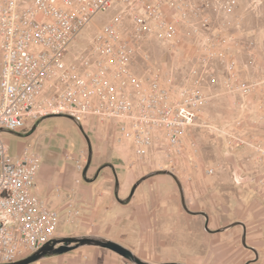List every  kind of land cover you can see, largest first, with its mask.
<instances>
[{
	"label": "rangeland",
	"instance_id": "374dc122",
	"mask_svg": "<svg viewBox=\"0 0 264 264\" xmlns=\"http://www.w3.org/2000/svg\"><path fill=\"white\" fill-rule=\"evenodd\" d=\"M131 9L127 2L115 0L108 12L96 15L70 46L67 60L106 58L99 49L100 32L105 34L114 24L120 40L133 49L128 67L135 77L144 79L152 73L165 82L189 84L196 50L173 51L168 42L140 32ZM238 16L241 29L233 27L228 33L238 41L242 77L255 84V90L241 100L223 87L208 93L200 119L186 140V151L174 163L157 148L145 158L137 157L132 146L124 148L130 158L127 168L135 172L129 190L115 199L116 208L124 212L106 210L108 201L87 216L85 223L65 212L57 240L74 239L77 242L71 246L76 248L32 264H75L80 254L97 264L98 258L115 253L98 246L100 241L123 242L149 263L264 264V158L258 152L264 146V0H242ZM130 91L137 94L140 88ZM113 124L59 116L43 120L32 136L36 130L32 124L20 134L5 131L2 136L12 156L24 142L44 148V154H56L70 171L76 168L84 173L89 159L94 163L100 152L120 156L111 146ZM93 139L103 147L108 144L107 151L95 149ZM191 141L196 148L189 145ZM74 153L79 155L72 158ZM85 153L88 157L81 158ZM79 161L84 172L77 167ZM104 162L108 161L98 166ZM211 169L216 170L214 175L208 174Z\"/></svg>",
	"mask_w": 264,
	"mask_h": 264
},
{
	"label": "built area",
	"instance_id": "2783aa9c",
	"mask_svg": "<svg viewBox=\"0 0 264 264\" xmlns=\"http://www.w3.org/2000/svg\"><path fill=\"white\" fill-rule=\"evenodd\" d=\"M123 1L132 5L140 32L173 51L196 50L189 84L152 73L135 77L128 67L133 49L114 24L98 41L106 58L67 60L83 29L115 0H0V264L40 251L58 238L61 223L60 212L36 193L42 158L29 149L12 156L3 132L19 134L50 117L96 118L112 121L118 141L137 157L157 148L174 163L186 151L208 93L223 87L241 100L256 88L242 77L238 41L228 33L241 29L242 0H230L231 13L216 11L221 0ZM258 152L264 158V146ZM77 167L84 172L81 161Z\"/></svg>",
	"mask_w": 264,
	"mask_h": 264
},
{
	"label": "crops",
	"instance_id": "0c3cea01",
	"mask_svg": "<svg viewBox=\"0 0 264 264\" xmlns=\"http://www.w3.org/2000/svg\"><path fill=\"white\" fill-rule=\"evenodd\" d=\"M113 125L115 131L110 132L112 134L111 146L116 149V153L120 156L109 157L106 156L107 154L100 152L95 156V162L91 163L84 173L77 171L76 168L74 172L67 167L65 168L57 160L56 154L49 151L44 154V148H36L30 144L20 142L19 149L14 157L19 156L24 149H31L42 158L43 163L37 180L36 193L51 207L58 210L62 216L69 211L72 217L79 216L78 220L85 223L84 220L87 216H92L106 201L109 205L106 210L117 209L118 212H124L123 208H116L114 205L115 199L120 193L129 190L135 172L127 168V166L130 167V158L124 148H127L128 144L118 141L119 130L115 124ZM37 129L29 136L35 134ZM102 145L99 143L95 144L94 147L95 149L99 148V151L102 149L107 151L108 144H105L104 147ZM78 155V153H74L71 157ZM105 160L108 161L104 162L105 167H102L103 165L98 166L99 163L101 164ZM113 188L116 189L114 194L112 192ZM70 204L74 205V209H70ZM116 243L123 244L120 241ZM74 262L75 264H92L90 260H85L82 254L76 257ZM96 262L97 264H131L115 253L105 254L101 259L98 258Z\"/></svg>",
	"mask_w": 264,
	"mask_h": 264
},
{
	"label": "water",
	"instance_id": "95a60500",
	"mask_svg": "<svg viewBox=\"0 0 264 264\" xmlns=\"http://www.w3.org/2000/svg\"><path fill=\"white\" fill-rule=\"evenodd\" d=\"M73 119V118H71ZM75 120V119H73ZM76 121V120H75ZM42 121L38 122L36 125H34V129L37 128V126ZM77 122V121H76ZM15 134V133H13ZM20 134V133H19ZM90 147V145H89ZM90 151L92 152V148L90 147ZM91 163V158L89 159V165ZM173 175V174H170ZM175 176V175H174ZM77 242L74 239H66L64 241L54 240L53 242L47 244L44 246L40 251L36 252L35 254L29 256L28 258L21 260L17 263L13 264H32L34 262L40 261L48 256H57V255H63L66 254L76 247L71 246L72 243ZM98 246H101L103 248L109 249L124 259L132 262L133 264H183L178 262H167V263H149L143 259H141L139 256H137L133 251L130 249L124 247L123 245L116 243L114 241H100L97 242Z\"/></svg>",
	"mask_w": 264,
	"mask_h": 264
},
{
	"label": "bare ground",
	"instance_id": "6f19581e",
	"mask_svg": "<svg viewBox=\"0 0 264 264\" xmlns=\"http://www.w3.org/2000/svg\"><path fill=\"white\" fill-rule=\"evenodd\" d=\"M113 6V5H112ZM112 8V7H111ZM216 9L219 10V12H223V13H231V1L230 0H221V3L216 4ZM71 11H76L75 9L71 8ZM96 17L93 18V20H95ZM93 20L91 21V23L93 22ZM90 25V24H89ZM88 25V26H89ZM87 26V27H88ZM100 34H103V32H100ZM77 42V41H75ZM47 119V118H46ZM45 120V119H44ZM40 121V120H39ZM43 121V120H42Z\"/></svg>",
	"mask_w": 264,
	"mask_h": 264
}]
</instances>
